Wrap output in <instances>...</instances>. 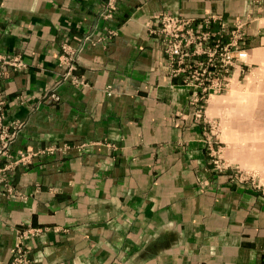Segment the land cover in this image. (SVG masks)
Returning a JSON list of instances; mask_svg holds the SVG:
<instances>
[{
	"label": "crops",
	"instance_id": "crops-1",
	"mask_svg": "<svg viewBox=\"0 0 264 264\" xmlns=\"http://www.w3.org/2000/svg\"><path fill=\"white\" fill-rule=\"evenodd\" d=\"M105 2L0 0V53L24 65L2 82L4 123H21L12 155L34 156L0 197V264L23 232L30 264H264V189L214 168L190 90L148 34L161 14L244 20L248 0H118L110 23ZM254 16L248 68L264 60V1Z\"/></svg>",
	"mask_w": 264,
	"mask_h": 264
},
{
	"label": "built area",
	"instance_id": "built-area-1",
	"mask_svg": "<svg viewBox=\"0 0 264 264\" xmlns=\"http://www.w3.org/2000/svg\"><path fill=\"white\" fill-rule=\"evenodd\" d=\"M261 8L262 0H248L249 11L244 20L232 23L218 14L200 18L161 14L157 26L148 29L149 35L159 38L168 77L176 84L189 88V106L194 109L196 121L201 118L203 104H207L214 96L227 93L232 87L233 77L236 74L242 76L248 69L247 28L255 17L254 12ZM117 10L118 0H106L101 17L110 23L115 19ZM115 35L116 29L109 28L107 38L112 39ZM92 42L89 36L83 39V44ZM61 52L59 63L65 68L67 77L75 70L73 54L76 50L63 44ZM8 69L19 71L24 69V65L19 57L0 53V197L13 192L9 174L18 165L29 164L34 157L31 153H11L21 123H4L6 100L2 94V82ZM44 98L53 103L60 100L55 91ZM16 100L23 104L24 97L18 95ZM55 151L56 147L50 146L42 154ZM19 236L21 242L12 250V264H30L21 244L27 234L23 232Z\"/></svg>",
	"mask_w": 264,
	"mask_h": 264
},
{
	"label": "rangeland",
	"instance_id": "rangeland-1",
	"mask_svg": "<svg viewBox=\"0 0 264 264\" xmlns=\"http://www.w3.org/2000/svg\"><path fill=\"white\" fill-rule=\"evenodd\" d=\"M9 72L15 71L8 69ZM244 75L232 82L227 93L203 104L198 121L214 168L230 170L237 183L264 189V60L246 68Z\"/></svg>",
	"mask_w": 264,
	"mask_h": 264
}]
</instances>
